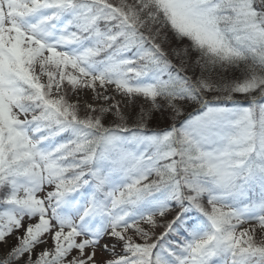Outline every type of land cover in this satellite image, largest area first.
I'll use <instances>...</instances> for the list:
<instances>
[{
  "label": "snow or ice",
  "instance_id": "6c2138e0",
  "mask_svg": "<svg viewBox=\"0 0 264 264\" xmlns=\"http://www.w3.org/2000/svg\"><path fill=\"white\" fill-rule=\"evenodd\" d=\"M0 264H264V0H0Z\"/></svg>",
  "mask_w": 264,
  "mask_h": 264
}]
</instances>
